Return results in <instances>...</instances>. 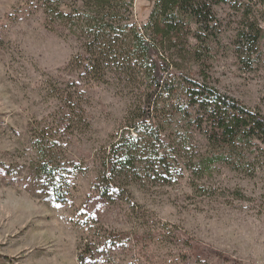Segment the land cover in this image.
Wrapping results in <instances>:
<instances>
[{"label":"rangeland","instance_id":"1","mask_svg":"<svg viewBox=\"0 0 264 264\" xmlns=\"http://www.w3.org/2000/svg\"><path fill=\"white\" fill-rule=\"evenodd\" d=\"M53 1L66 9L76 0ZM153 1L136 0L132 21L148 24ZM45 2L0 0V161L19 170L9 177L0 168V264H81L86 246L98 241L92 228L123 234L125 241L109 257L86 264H264V160L247 171L219 164L202 178L194 177L192 169L199 171L209 145L193 123L198 117L193 108L167 119L163 127L162 138L170 146L164 151L182 170L177 178L153 179L141 170L143 178L124 187L130 197L98 199L101 152L122 134L128 136L126 127L137 123L148 93L147 84L139 75L131 77L121 61L119 68L106 70L103 82L85 91V116L77 131L61 135L67 157L78 167L68 202L53 203L38 193L29 171L35 156L28 141L33 129L60 113L53 86L77 81L68 66L84 45L68 29L47 28ZM246 5L227 0L214 6L216 21L202 42L191 35L187 43L176 39L166 56L173 55L178 65L176 77L206 79L264 115V41L249 60L241 59L238 47ZM248 14L256 16L255 11ZM167 100L161 99V110Z\"/></svg>","mask_w":264,"mask_h":264},{"label":"trees","instance_id":"2","mask_svg":"<svg viewBox=\"0 0 264 264\" xmlns=\"http://www.w3.org/2000/svg\"><path fill=\"white\" fill-rule=\"evenodd\" d=\"M135 1L76 0L71 7L63 9V5L46 0L43 6L48 29H68L84 41L83 52L68 66L76 73L77 81L60 85L61 88L53 86L52 96L61 105L60 113L46 126L33 129L28 141V150L35 156L29 170L35 187L53 203L68 202L70 181L78 172L77 165L67 157L61 135L70 136L77 131L85 116V91L103 82L106 70L119 68L120 61L132 72L131 77L139 75L147 84L148 93L139 107L137 123L126 127L128 136L122 134L116 143L101 152L102 171L95 188L98 199L113 202L130 197L124 187L130 181L139 182L143 178L141 170L153 179L177 178L182 170L170 163L173 158L164 151H169L170 146L163 140L162 132L167 119L187 113L190 108L197 111L193 123L204 133L209 145L207 154L197 165L202 172L192 169L194 177L202 178L219 164L247 171L264 160V115L222 93L206 79L176 77L173 70L178 65L173 63V55L166 56L175 48L176 39L187 43L191 35L202 42V35L216 21L214 6L227 0H154L148 24L143 27L132 21ZM244 2L246 23L238 29L237 39L241 59L249 60L262 49L264 0ZM252 11L256 13L253 18L248 14ZM164 97L168 102L161 110L159 103ZM141 131L146 132L143 137ZM5 165L0 161V168H6ZM4 170L9 177L19 174L16 165ZM160 223L155 222L171 232V227ZM92 230L98 241L86 246L79 258L81 264L89 263L90 258L109 257L114 246L125 241L123 234Z\"/></svg>","mask_w":264,"mask_h":264}]
</instances>
